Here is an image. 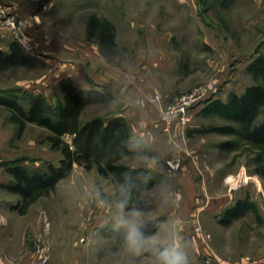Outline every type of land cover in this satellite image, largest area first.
<instances>
[{"label": "rangeland", "instance_id": "obj_1", "mask_svg": "<svg viewBox=\"0 0 264 264\" xmlns=\"http://www.w3.org/2000/svg\"><path fill=\"white\" fill-rule=\"evenodd\" d=\"M51 11L35 24L46 25L50 32H38L41 41H50L47 49L27 53V65L1 72L0 95L19 89V94L43 95L55 106L61 98L57 87L62 78L74 82L77 71L88 79L81 66L85 62L84 67L89 65L93 77L102 76L118 91L112 95L95 86L109 94L107 101L86 107L83 121L128 109L127 103L134 102H129V85L144 73L143 89L157 90L161 95L156 103L145 102L146 110L156 105L163 137L172 136L178 123L165 131L162 115L180 94L212 79L218 88L217 97L226 99L230 92L241 94L253 84L245 72L246 65L257 54H264V0H62ZM92 15L107 19L115 27L116 43L123 55L115 57L113 64L91 58L97 46L87 38L86 21ZM11 41L10 36L0 35V49L8 51ZM66 45L72 48L63 50ZM8 119L9 112L0 106V183L10 179L5 168L10 164L33 168L58 164L61 155L45 141L46 129L29 124L17 136ZM258 121H264V107ZM224 124L228 123L218 117L208 120L190 116L188 126L180 125L183 130L172 137L180 140L184 151L180 153L194 152L201 172L212 175L205 177V189L198 186L203 195L200 199H207L210 194L218 199L233 192L237 202L247 200L259 207L260 214L251 210L254 220H264V178L255 172L253 154L238 138L206 131L211 125ZM63 138L71 143L70 136ZM226 141H235L237 149H220ZM178 153L172 152L169 157L179 156ZM149 161L162 164L154 155L134 157L128 162L147 165ZM182 168L169 171L170 175L149 168L152 186L139 198L148 206L145 223L154 218L152 207L157 203V191L164 192L172 175ZM153 186L158 190L154 191ZM20 202L18 195L0 187V264H152L153 254L136 256L125 248L123 229L115 227L118 210L113 183L102 179L95 167L86 170L73 164L68 176L53 191L23 213ZM262 225L260 221L259 228L264 233ZM100 229L114 230L118 235L105 237Z\"/></svg>", "mask_w": 264, "mask_h": 264}, {"label": "trees", "instance_id": "obj_2", "mask_svg": "<svg viewBox=\"0 0 264 264\" xmlns=\"http://www.w3.org/2000/svg\"><path fill=\"white\" fill-rule=\"evenodd\" d=\"M86 34L89 40H94L99 54L108 64H113L115 57L123 55L116 43L115 27L107 19L90 16L86 21ZM29 62V55L12 40L8 51L0 52V73ZM245 72L250 75L253 84L248 85L241 94L230 92L226 99L216 96V88L214 96L204 101L196 116L208 120L218 117L227 122L224 125H211L206 131L238 138L241 145L253 154L255 172L264 178V121H258L264 107V54L254 56L246 65ZM57 88L61 98L55 106L43 95L19 94V89L0 95V106L9 112L8 120L15 126L17 136L29 124L44 128L48 131L45 141L50 149L61 155L57 165L47 163L40 168L7 165L5 168L10 179L0 187L20 197V211L23 213L40 197L53 191L57 183L68 176L73 164H78L86 170L95 167L102 179H110L117 203L124 198L127 190L130 193L128 208L137 207L146 211L148 206L141 203L139 198L152 186L148 178L149 167L131 165L128 161L134 157L151 156L150 148L143 140L134 137L131 124L121 111L106 117L82 120L86 107L107 101L106 93L96 87L81 88L69 78L59 81ZM65 136L71 137V143L64 140ZM237 147L235 141L220 145V149L228 151ZM249 210L255 211L253 204L239 200L232 209L224 212L222 223L227 224ZM99 231L105 237L118 235L114 230ZM144 231L155 233L158 225L145 223ZM118 240L117 245L121 238Z\"/></svg>", "mask_w": 264, "mask_h": 264}, {"label": "crops", "instance_id": "obj_3", "mask_svg": "<svg viewBox=\"0 0 264 264\" xmlns=\"http://www.w3.org/2000/svg\"><path fill=\"white\" fill-rule=\"evenodd\" d=\"M59 1L62 0H2L10 11L25 21L26 31L34 36L35 50H46L47 43L49 44L50 42L48 40L46 42V38L44 41L38 38L40 30L44 34L50 33L47 26L44 24L43 26L40 24L35 26V24L39 22L41 16L47 17L48 12H52L51 10L57 6ZM2 34L8 35L0 29V35ZM43 42L46 43L44 44ZM43 45H46V47L43 48ZM68 48L72 47L66 45L63 50ZM4 49H0V52L6 51ZM94 50L95 52L92 53L93 56L91 58L104 64L102 56L96 48ZM84 64L81 63V66L83 71H87L88 79L75 71V85L81 88L96 86L106 89L109 94H117L118 89L116 88L114 91L112 88L113 84L104 81V78H101L102 76L99 77L100 75L93 77L89 65H86V69ZM105 72H108L106 68ZM111 72L113 73V71ZM142 85L145 86L144 73L141 74V79H135L133 84L129 85L128 94L131 96L129 100H132L129 102H134L131 104L127 103L128 109L124 108L121 113L130 122L134 137L143 140L150 148L151 155H154L155 159L162 163L158 165L149 161L146 162V166L170 175V172L163 164L170 153L179 152V156L185 158L182 170L176 175H172V182L170 184L169 181L168 188H164L166 189L164 192H160L161 190L157 191V203L153 204L152 207L155 214L150 221L158 225V231L166 230L181 245L188 256L189 264H200L201 259L204 257H211L216 261H239L247 256H261L264 253V233L260 230L259 223L261 221L264 225V220H254L251 210H249L243 215L231 219L227 224L222 223L224 212L232 209L237 204V199H235L233 192L225 193L218 199L213 197L212 194L207 196V199H200L203 195H200L198 186L205 189V177H211L212 175H206L201 172L200 167L196 164L194 152L180 153L183 151L182 144L180 140L172 137L173 135L177 137V132L183 130L179 124L174 125L172 136L166 134L163 137L160 125V109L156 105H153L155 107L150 105L148 110H146V105L148 104L145 103L147 101L150 102L149 97L153 93L156 94L157 90L148 91L149 89L145 87L143 89ZM150 103L153 104L152 102ZM199 110V108L191 110L190 116H196ZM175 139H177L176 142ZM173 144L176 146L174 147ZM155 187L153 186L152 188ZM155 190H158V188H155ZM253 206L255 211H252L260 214L258 211L259 207L257 205ZM198 211H202V223L200 225L203 231L210 235L208 242L198 239L193 233L195 222L193 215ZM245 222L248 223L245 224Z\"/></svg>", "mask_w": 264, "mask_h": 264}, {"label": "built area", "instance_id": "obj_4", "mask_svg": "<svg viewBox=\"0 0 264 264\" xmlns=\"http://www.w3.org/2000/svg\"><path fill=\"white\" fill-rule=\"evenodd\" d=\"M25 21L17 14L10 11L5 4L0 0V29L5 31L10 38L17 42L26 53H33L35 51L34 36L26 31ZM217 88L216 81L210 80L207 83L200 85L193 89L191 92L182 93L176 99L175 102L169 106L162 115V124L165 131H169L173 123L177 122L179 125L187 127L190 120V109L200 108L203 106L204 101L214 96ZM161 95L156 93L149 97V101L156 103L160 101ZM164 166L168 171H179L184 160L181 156L173 154L164 161ZM198 212L193 215L194 235L207 242L210 239V235L206 234L199 222ZM200 264H264V253L259 257H244L239 261L220 260L216 261L211 257H204L201 259Z\"/></svg>", "mask_w": 264, "mask_h": 264}, {"label": "clouds", "instance_id": "obj_5", "mask_svg": "<svg viewBox=\"0 0 264 264\" xmlns=\"http://www.w3.org/2000/svg\"><path fill=\"white\" fill-rule=\"evenodd\" d=\"M130 193L125 190L124 198L117 204L115 227L123 229L125 248L136 256L152 253V264H189L188 256L169 232L159 230L148 234L144 231L145 213L137 207L128 208ZM127 209V210H126Z\"/></svg>", "mask_w": 264, "mask_h": 264}]
</instances>
